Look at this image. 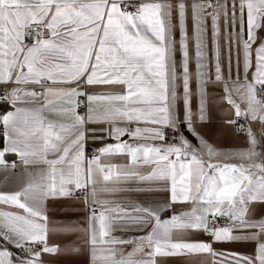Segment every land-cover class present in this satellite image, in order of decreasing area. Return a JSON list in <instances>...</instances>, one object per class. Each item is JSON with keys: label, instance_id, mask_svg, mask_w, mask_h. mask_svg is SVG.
Returning a JSON list of instances; mask_svg holds the SVG:
<instances>
[{"label": "snow or ice", "instance_id": "obj_1", "mask_svg": "<svg viewBox=\"0 0 264 264\" xmlns=\"http://www.w3.org/2000/svg\"><path fill=\"white\" fill-rule=\"evenodd\" d=\"M262 31L264 0H0V102L12 109L0 114L6 141L0 171L15 170L6 159L13 155L30 177L19 190L0 191V205L22 210H0V264H46L45 254L77 264L85 247L89 264H167L171 257L185 264H264V220L247 218L250 204L264 203ZM233 55L236 79L242 68L244 80L236 89L243 90L240 102L224 85L237 118L227 123L246 133L249 146L221 159L196 120L206 118L205 83L213 75L224 81L222 58L231 76ZM193 78L201 96L195 114ZM165 129L178 134V143H165ZM88 139L115 143L88 158ZM117 156L129 163L111 162ZM128 192L150 202L126 201ZM162 193V200H151ZM50 200L65 201L70 214L85 212L86 226L70 215L50 228ZM176 204L189 208L162 219ZM221 218L228 224L216 227ZM117 230L142 234L123 239ZM50 232L67 242L50 244ZM201 232L210 242L190 238ZM249 240L257 242L251 257L213 248ZM124 245L131 251L118 247Z\"/></svg>", "mask_w": 264, "mask_h": 264}, {"label": "crops", "instance_id": "obj_2", "mask_svg": "<svg viewBox=\"0 0 264 264\" xmlns=\"http://www.w3.org/2000/svg\"><path fill=\"white\" fill-rule=\"evenodd\" d=\"M262 38H264V31L258 33ZM178 36V34H177ZM209 70L210 72L214 73V67L212 65L214 64V56L212 54V44L209 41ZM178 61L181 59L180 56H177ZM222 66L224 67V81L223 82H216L214 80V75L211 79H209L205 85H204V107H205V113L206 118L204 121L196 120V128L197 131L200 133L201 136L204 137V139L217 149L221 150V159L224 158L227 154H234L236 151L244 150L248 148V140L246 133L243 131H237L236 125L227 123L228 120L234 119V109L232 105H230L227 102V95L228 93L225 91L224 85L227 84V87L229 89H232V96L237 101L240 102L242 99L241 92L243 91L241 89L240 92L236 91L240 87V84L243 83L244 80V74L243 69L241 68L239 73V80L236 79L237 77V70L235 67V55H233V64L231 67V76L229 75V68L224 63L222 58ZM190 68L192 71H195V65L194 63L190 65ZM252 77V71H249L248 78L251 79ZM190 89H191V96H190V106L192 112L198 113L200 109L201 104V96H200V87L195 78L190 80ZM11 90V87H9V91ZM182 88L180 89V92L182 93ZM241 107H244V104L241 103ZM178 114L182 117L183 116V102L180 101L177 105ZM12 110V109H10ZM50 119H61L60 117H55L52 115H49ZM195 119V117H194ZM61 122L63 123H71L68 119H61ZM252 128L254 131L257 132L258 138H259V125L253 124ZM180 132L183 133L185 137L193 144L197 145L198 140L197 138L189 133L188 131H185L184 125H181ZM100 135V134H97ZM123 140L133 143L132 140L128 136L122 137ZM107 143H115L114 140L111 139H105V140H99V139H88V141L85 144V156L87 149H99L104 144ZM159 143V142H157ZM6 144V141L4 140V146ZM3 146V147H4ZM2 147V148H3ZM0 148V149H2ZM261 151H264V143L261 145ZM13 156V155H12ZM15 157V156H14ZM9 162L15 161L16 162V168L14 171L10 172H3L0 171V191H15L22 188L30 179V177L26 174L25 167L19 163L18 158H7ZM107 162V161H106ZM111 162L117 163L120 165H124L129 163V160L125 158L124 156H117L114 158H111ZM229 162H235V161H229ZM6 178V182H5ZM166 194H160L159 196L151 197V200H162ZM122 198L126 201H139L141 203H148L150 202L148 197H145L141 193L136 192H128L122 194ZM48 211V223L50 228L57 227L61 224H63L71 215V218L74 221H78L81 226H86L85 220H86V213L76 211L73 213H69L66 211V202L65 201H48L47 205ZM189 208V205L185 204H176L172 207L171 211H165L161 213V218L165 219L170 217L172 214H179L182 210H187ZM0 210L5 211H21L16 208L8 207V206H2L0 205ZM248 219L252 221H261L264 220V203H252L249 205L248 210ZM142 233L136 232V231H119L117 230L114 232V235L123 238L128 239L132 238L134 236L141 235ZM238 234V233H237ZM193 240H200V241H209L210 237L204 233H194L191 237ZM49 242L50 244H59L63 245L66 243V239L62 237L61 235L50 232L49 234ZM81 245L83 244L82 241H79ZM122 247L123 251L127 253L128 251H131V245H124V246H118ZM10 250L16 253V255H20L19 250L12 248L9 246ZM213 248L218 251H224V252H232L239 254L241 256H254L256 254L257 249V242L254 240L249 241H239V242H232V243H213ZM43 259L45 260L46 264H64L63 258L57 257V256H51L48 254H45ZM167 260V264H185V258L183 257H171V258H165ZM89 256L87 252V248H84L83 253L77 258V264H89ZM97 264H102V262L98 261Z\"/></svg>", "mask_w": 264, "mask_h": 264}, {"label": "built area", "instance_id": "obj_3", "mask_svg": "<svg viewBox=\"0 0 264 264\" xmlns=\"http://www.w3.org/2000/svg\"><path fill=\"white\" fill-rule=\"evenodd\" d=\"M209 11H211V9H209ZM2 91H0V95H2ZM234 119H237L236 117ZM248 122L243 120V119H238L237 120V124H244L246 125ZM233 125H236V124H233ZM165 133H166V136L168 137V139L165 141V143H178V140L177 139H174V136L178 135L176 133H174L171 129H165ZM98 149H87V152H86V157L88 158H91L93 156H96L98 155ZM228 224V220L227 218H221L219 220H217L216 222V227H219V226H226Z\"/></svg>", "mask_w": 264, "mask_h": 264}, {"label": "trees", "instance_id": "obj_4", "mask_svg": "<svg viewBox=\"0 0 264 264\" xmlns=\"http://www.w3.org/2000/svg\"><path fill=\"white\" fill-rule=\"evenodd\" d=\"M11 106L9 104L0 102V114H3L6 110H10ZM4 146V139L0 137V148ZM7 158H15L12 155L7 156Z\"/></svg>", "mask_w": 264, "mask_h": 264}]
</instances>
